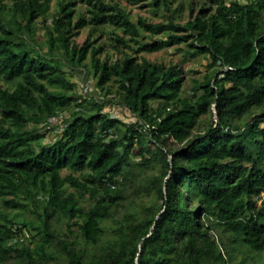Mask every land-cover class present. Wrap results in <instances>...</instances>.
Returning <instances> with one entry per match:
<instances>
[{"label":"trees","instance_id":"obj_1","mask_svg":"<svg viewBox=\"0 0 264 264\" xmlns=\"http://www.w3.org/2000/svg\"><path fill=\"white\" fill-rule=\"evenodd\" d=\"M81 1L88 17L75 18L73 0L59 2L43 24L44 51L31 40L51 0H0V80L9 84L0 83V264H57L53 243L63 264H228L236 246L245 247L236 264H264V0H213V10L201 8L183 24L133 22L117 2ZM88 25L120 30L113 40L133 53L184 43L192 55L209 57L210 71L181 96L179 65L128 53L100 58L102 46L91 34L80 46L73 42ZM142 30L163 37L141 42ZM65 65L85 67L106 93L114 81L136 122L125 125L92 99L90 110L73 111L44 143L40 126L76 98ZM203 115L216 120L201 129ZM135 148L143 162L149 153L162 168L152 179L162 204L116 228L86 260L76 239L98 244L102 222L129 199ZM66 168L80 174L62 177ZM67 187L88 196L87 208ZM54 216L76 225L78 237L55 232ZM28 232L37 238L32 246L24 242Z\"/></svg>","mask_w":264,"mask_h":264},{"label":"rangeland","instance_id":"obj_2","mask_svg":"<svg viewBox=\"0 0 264 264\" xmlns=\"http://www.w3.org/2000/svg\"><path fill=\"white\" fill-rule=\"evenodd\" d=\"M7 2L8 0H2ZM60 1H69V0H51L48 15L46 18H39L35 24V36L33 42L37 47H41L45 51L44 43V27L43 24H49L51 21V16L57 11L58 4ZM75 2V18L79 15H85L88 17L87 5L81 0H73ZM106 2H117L120 7H122L131 17L133 22H137L138 17L145 18L150 23H167L172 21L175 24H183L188 19L193 18L195 15L200 13L201 8L208 10H213L215 5L213 0H168L167 4H161V6L156 7L152 4L153 0H138L133 2L131 0H104ZM231 0H227L230 2ZM245 2L247 0H239ZM45 21V22H44ZM123 33L120 30H116L109 25H101L92 27L90 25L81 28L78 31V34L73 37V42L77 45H81L91 34V38L95 40V45L102 46V52L99 54L100 58L107 56L109 59H118L121 58L125 53L134 54L138 58L144 57L150 61L160 62L165 65L177 64L179 65L184 72V84L181 90V96L191 95V86L193 85L194 80H200L202 76L210 71L208 63L210 59L207 55L198 54L192 55L190 53V48H188L184 43L173 44L168 46H163L160 49L152 52L142 51L140 53H133V50L124 47L123 45L115 42L113 40L114 34ZM125 39H128V35H123ZM163 37V34H150L149 32L142 30L141 37L139 38L141 42H150L157 40ZM129 44L134 45L132 42ZM85 63H89V59L85 60ZM83 66H77L72 68L68 65L64 66L67 76L75 84L73 93L75 94V100L69 104L68 107L62 109L58 115L49 119L47 125H41L40 129L43 133L42 141L50 142L53 141L59 134L61 126L64 123V120L70 116L73 111L76 110H90L89 102L92 99H97L100 102L104 103V111L109 115H112L120 120H122L125 125L133 124L136 122L137 118L129 110H127L122 104L119 103L117 97V88L114 81L108 83L109 92L106 93L104 89H101L96 84V78L91 72L85 70ZM0 83L4 86L9 85L2 80ZM84 100V101H83ZM82 105L78 106L76 103ZM216 120V116L213 115H203L201 117V123L198 126L199 128H204L209 125L211 122ZM122 131H124L125 126H121ZM148 147L154 149V146L146 142ZM170 147H177V143H173L171 140L168 141ZM138 148H135L130 153L131 160L133 165L131 166L132 174L129 175L126 187V192L128 193L129 199L124 202L121 206H118L115 210L114 216L106 219L102 222L104 233L101 237V240L96 245H86L78 237L79 231L76 225L72 224L70 227L67 225V220L61 216L51 217V228L57 232L65 235L67 238H75L77 246L84 248L86 257L88 260L92 255L97 254L101 248L107 243V240L114 234V230L119 228L126 221L130 220L131 217H139L144 213L145 208L150 206H159L162 204V201L156 196V187L152 183L153 177L160 176L162 168L156 159L150 157L149 153H145V157L148 159L147 162H143L141 156L137 154ZM62 177L67 174H72L78 176L80 171L71 170L69 168L62 169L60 171ZM67 192H75L79 198L80 204L83 208L91 203V200L87 195L82 196L74 188L67 187ZM11 195H7V198ZM2 208V207H1ZM6 211L9 216H12L14 211L8 208H2ZM26 216L28 218L35 219V215L31 212H27ZM220 236V234H218ZM223 239L225 236H222ZM37 241L36 239H31L29 232L26 233V239L24 242L30 246ZM245 250L243 246H236V251L233 252L232 261H229L228 264H236L243 260L244 254L242 253ZM55 255V262L58 264H63V257L60 254V247L53 243L51 249ZM241 250V251H240ZM245 264H260V261L256 262L253 259H248Z\"/></svg>","mask_w":264,"mask_h":264},{"label":"built area","instance_id":"obj_3","mask_svg":"<svg viewBox=\"0 0 264 264\" xmlns=\"http://www.w3.org/2000/svg\"><path fill=\"white\" fill-rule=\"evenodd\" d=\"M262 126L264 127V123L262 124ZM260 197L263 198L264 197V193H261Z\"/></svg>","mask_w":264,"mask_h":264}]
</instances>
